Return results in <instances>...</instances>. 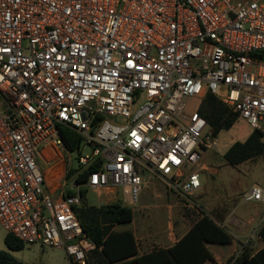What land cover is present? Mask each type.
<instances>
[{
	"label": "built area",
	"instance_id": "built-area-1",
	"mask_svg": "<svg viewBox=\"0 0 264 264\" xmlns=\"http://www.w3.org/2000/svg\"><path fill=\"white\" fill-rule=\"evenodd\" d=\"M208 93L264 142V0H0V224L89 264L83 187L136 205L148 173L200 212V164L218 146L200 113ZM50 146L65 163L57 194L39 163ZM71 152L81 171L101 168L67 189Z\"/></svg>",
	"mask_w": 264,
	"mask_h": 264
},
{
	"label": "trees",
	"instance_id": "trees-1",
	"mask_svg": "<svg viewBox=\"0 0 264 264\" xmlns=\"http://www.w3.org/2000/svg\"><path fill=\"white\" fill-rule=\"evenodd\" d=\"M200 113L213 129L215 137L230 130L238 117L218 97L210 93L203 100ZM62 135L71 151L79 147V135L67 127L63 128ZM259 157L264 158V142L260 132L252 133L245 142H235L223 156L232 166ZM100 168V162H95L84 171L80 168L71 169L67 178H74L75 183L84 184ZM87 193L86 187L80 190L81 202L75 207V212L89 239L96 245L88 255L89 264H205L213 259L209 244L224 245L232 239L214 215L204 210L197 212L187 208L185 215L191 221V228L183 237L170 248L155 247L140 254L134 231L124 228L134 220L133 209L120 201L99 206L88 204ZM4 242L7 250H0V264H23L11 251L23 250L25 243L11 233H7ZM246 258L242 254L234 264H240Z\"/></svg>",
	"mask_w": 264,
	"mask_h": 264
},
{
	"label": "crops",
	"instance_id": "crops-1",
	"mask_svg": "<svg viewBox=\"0 0 264 264\" xmlns=\"http://www.w3.org/2000/svg\"><path fill=\"white\" fill-rule=\"evenodd\" d=\"M234 126L239 131L231 138L226 149L221 150L222 147L219 148L218 144L217 148L214 149L217 154H212L210 161L206 160V156H203L200 164L201 176L206 174V179L202 180V189L197 196L198 203L205 212L206 210L212 212V215L215 216L219 224L232 238L228 244H209L208 248L212 253L213 259L206 261L205 264H226L234 254L239 256L243 254L247 257L240 264H264V200L245 202L242 198L244 192L249 191L253 186H260L264 189V173L260 176L261 184L254 183L247 188L242 185L240 179L232 180L228 188L214 182L211 183L209 179V176L212 178L213 175L214 178L211 180L214 181L215 177L220 173L221 167L219 169L213 167V161L216 160L215 156L218 155L222 158L235 142H245L252 134L246 121H240ZM56 152V147L50 146L45 149L43 157L39 160L40 166L48 180L49 189L53 194L59 192V175L65 168V163L62 159H54ZM244 164H248L244 169L245 172L253 171L257 165L264 171V158L259 157L233 167H239ZM218 187L225 188L223 191L228 193L226 198L217 200ZM162 194L172 196L167 191L162 192ZM162 194L160 193V196ZM98 195L102 199L100 205L121 201L119 191L115 189L104 190ZM167 208H169L168 213L171 218L173 206L168 205ZM136 221V215H134L133 226L129 229H132L135 233L140 254L151 251L155 247L166 249L172 247L191 228L190 219L184 215L175 218L174 221L170 220L164 224L154 225L150 229L152 231L148 230L149 232L143 235L144 228L140 223L136 227ZM137 233L142 235L140 242Z\"/></svg>",
	"mask_w": 264,
	"mask_h": 264
},
{
	"label": "rangeland",
	"instance_id": "rangeland-1",
	"mask_svg": "<svg viewBox=\"0 0 264 264\" xmlns=\"http://www.w3.org/2000/svg\"><path fill=\"white\" fill-rule=\"evenodd\" d=\"M195 103V102H193ZM238 128L235 126L231 128L228 131H224L219 135L218 144L219 148L221 150L226 149V146L229 144L231 138L238 133ZM214 149H208L204 152V156H206V160L210 161L212 154H217ZM92 154V148L89 145H86L83 150V156L85 155H91ZM72 155V162L70 164L71 169H78L79 166L78 158L79 155L75 152H71ZM216 160L213 161V167L215 169H219L220 167V173L218 176L215 177V180L212 181L211 179L214 178L212 175V178L209 179L215 184L223 185L224 187H229L230 183L234 179H240L242 185H244L246 188L251 187L254 183L261 184L260 182V176L264 173L263 169H260V166L258 169L255 167V169L251 172H245V167L248 165H242L239 167H233L224 160V158L216 155ZM257 159V158H256ZM215 175V174H214ZM144 178L146 180V184L144 185L139 201L136 205L130 204L127 202L123 190H119V198L122 201L124 205H127L128 207L132 208L134 211V215H136V224L137 227L138 224L142 225L144 228V234H147L154 225H159L161 223H166L168 221H174L175 218L184 216L186 214V207L183 206L176 195L169 192L166 188V186L157 178H155L153 175L144 173ZM206 179V174H203L201 176V180ZM68 188L70 189L72 187V184L74 185V178H71L68 180ZM222 187H218V199L221 200L222 198H226V195H228L227 191H223ZM167 191L168 193L172 194H162ZM160 193L162 196H160ZM87 203L91 205H100L102 203V199L99 197L98 193H96L93 189H88V193L86 196ZM168 205L173 206V213L172 217H169ZM207 213L212 214L211 211L206 210ZM133 223H130L128 225H125L124 228H132ZM152 231V230H150ZM7 231L3 228V226L0 224V250H7V247L5 245L4 239L7 235ZM139 242L141 241V233H137ZM11 253L14 255V257L22 262L23 264H71V261L68 257V254L66 250L62 248H55V247H44L40 245H27L23 250L20 251H11ZM235 255V254H234ZM227 264V263H226Z\"/></svg>",
	"mask_w": 264,
	"mask_h": 264
}]
</instances>
